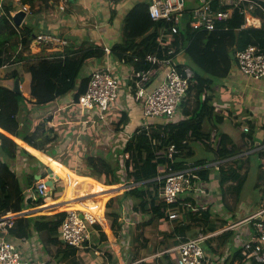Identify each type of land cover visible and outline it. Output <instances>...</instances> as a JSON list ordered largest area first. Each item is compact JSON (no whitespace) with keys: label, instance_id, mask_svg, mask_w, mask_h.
I'll list each match as a JSON object with an SVG mask.
<instances>
[{"label":"trees","instance_id":"trees-1","mask_svg":"<svg viewBox=\"0 0 264 264\" xmlns=\"http://www.w3.org/2000/svg\"><path fill=\"white\" fill-rule=\"evenodd\" d=\"M51 1L30 0V4L34 7L35 3L39 2L40 5L47 6ZM113 1L119 3L122 0ZM152 2H137L129 9L123 20L121 41L109 48L111 59L114 62H119L124 57L138 59V64L143 65L144 57L148 53L161 55L167 47L175 48L176 52L184 50L185 63L191 67L194 76L189 82L188 91L181 104L180 116L173 121L165 118L152 121L150 126L155 128L154 132L145 130L135 135L124 144L117 145L116 152L110 150L102 154L100 151L91 150L90 147V150H87L82 157L73 158L70 162L65 160L62 164L76 172L74 164L78 163L83 169L80 175L92 177L104 184L135 183V187L109 199L105 206L106 218L108 221L112 218L114 224L110 226L117 232L119 216L123 208L128 212L133 208L132 210L136 211L143 220L149 213H152L159 222L168 220L166 204L160 197V182L156 179L160 174L159 162L168 163L176 170L187 168L188 161L196 156V151L191 147L192 143H205L207 146L204 151L207 153L206 156L194 158L196 166L205 165L212 160H229L222 166L218 178L221 201L226 213L219 215L209 209L192 210L185 204L193 201L189 198L185 199L182 205L171 207L170 211H178L181 217L173 220L172 229L161 232L164 239L162 243L168 249L200 232L206 234L217 232L230 222L234 223L242 217L234 211L239 208L241 202V194L250 166L246 164L250 163L251 155L243 156V151L231 136L217 131L219 125L224 122V118L214 113L206 95L214 92V84H212L214 79L222 80L229 76L233 63L236 61V58L234 60L231 58V53L235 56L237 52L251 45L264 47V11L256 8L253 12V16L262 20L261 27H247L241 30L235 29L239 23L237 16H233L230 20L219 21L213 31L192 29L188 20L182 19L180 23H177L179 26L177 34L166 30L165 37L170 39L171 43L169 46L162 47L160 44L162 21L151 18L149 7ZM213 4L214 7L224 10L229 7L220 5V0H214ZM16 8L10 0H5L4 14L0 18V127L33 148L53 157L55 153L48 150V146L59 138L60 133L73 138L74 129L65 125L56 133L49 121L41 122L31 132L34 138H30L29 133L24 134L22 130L20 100L25 99L29 104L45 106L73 93V101L77 103L89 83V77L81 76L83 67L88 61L102 60L106 56V50L102 46L86 42L78 48L68 46L61 52L47 53L45 51L47 46L39 54H34L31 51V44L36 37V30L29 23H23L21 27L12 24L11 12ZM184 9L186 13L190 10L188 6H184ZM24 73L27 75L26 85L22 78ZM16 79L23 84L21 94L14 90ZM25 94H28V97ZM129 121L127 112H124L120 121L114 125L122 128ZM209 121L211 126L207 131L205 126ZM248 134L251 137V133ZM171 145L181 151L179 156H174L172 159L168 157L167 151ZM262 145H264V139L260 146ZM19 149L24 155L33 158L28 151L20 148L14 140L0 132V215L21 213L26 208H34L58 198L56 191H53L48 197H36L30 202L19 178L10 171L6 163L16 158ZM127 154L128 158H126ZM171 162L173 164H170ZM129 166L133 167L132 171H129ZM261 166L260 164L259 167ZM165 172L167 170L162 173ZM211 172V168H203L199 170V175L209 180ZM259 174V180H263L264 175ZM46 176L45 173L43 178ZM36 185V176L32 175L28 179L27 187L35 190ZM66 216V211L48 215H21L16 218L11 230L12 238L30 239L36 235L43 243L44 251L53 257L56 264H84L79 255L80 251L65 245L58 238L59 227ZM144 225L148 223L144 222ZM233 235L234 231H225L221 236L209 238L205 242L207 254L208 252L211 255L214 252L218 253L224 248L225 241L232 244ZM221 239H224V242L221 243L219 241ZM213 243H216L219 250L213 248ZM93 244L96 247H105L108 252L111 250L105 233L98 237L94 234ZM50 246L57 248V251L53 253ZM231 255V259L225 264L252 262L242 248L232 249ZM154 263L177 264V258L164 253L156 258ZM253 264L258 263L253 262Z\"/></svg>","mask_w":264,"mask_h":264},{"label":"built area","instance_id":"built-area-1","mask_svg":"<svg viewBox=\"0 0 264 264\" xmlns=\"http://www.w3.org/2000/svg\"><path fill=\"white\" fill-rule=\"evenodd\" d=\"M17 7L16 10H23L29 15L31 13L30 0H10ZM57 3L61 10L66 8V4L75 0H52ZM214 0H199L197 6L185 12V0L181 3L179 0H153L149 7V14L153 20L162 21V33L160 44L162 47L169 46L170 39L165 37L166 30L173 34L178 33L177 23L184 16H188V22L192 29H203L213 31L217 23L222 20H230L233 12L238 10L243 14L253 16L256 8L264 11L260 5L264 0H220V5L229 6L227 9L214 7ZM5 0H0V18L4 14ZM15 11L11 12L12 24ZM248 27H261L262 20L253 16L248 21ZM15 26V25H14ZM165 37V38H164ZM45 41H57L62 45H67L66 40L54 39L52 36L38 34L33 44ZM107 62L99 67L89 76V83L86 91L80 96L76 106L83 113H95L99 121L108 126L110 123H118L122 114L127 108H132L134 104L141 110L142 123L136 128H132L128 123L122 128H114L113 136L118 143L124 144L132 137L143 131L154 132L155 128L150 126L152 121L160 118L175 120L180 115V107L189 88V82L194 76V72L186 65L182 59L183 51L176 52L175 48L167 47L162 54L148 53L144 57V64L139 65L138 59H127L124 57L117 62L116 66L110 61V49L105 48ZM110 55V58H109ZM238 69L246 76L254 79L264 78V47L261 45H251L245 50L239 51L235 55ZM112 60V59H111ZM118 65L128 66L130 72L121 74ZM157 82V84H154ZM122 94L128 99V106L118 104L115 106ZM113 125V124H112ZM245 132L249 128L244 129ZM118 144V145H119ZM202 149L206 150L205 143L199 144ZM170 159L179 156L181 151L174 145L167 148ZM259 154L264 159V145L255 148V150L245 152L246 156ZM128 154L126 158H128ZM224 160L211 161L205 165L196 166L193 162L187 163V168L176 170L174 166L168 163L159 162V176L156 178L160 182V197L166 204L168 211V220L173 221L181 217L178 211H170L173 206L183 204L185 199H192L185 204L192 210H207L213 207L216 202L214 189L210 186V180H205L199 175V170L203 168L215 167L218 172L224 166ZM142 164V162L140 163ZM170 164H173L172 162ZM129 171L133 170L132 166L128 167ZM167 170V172H164ZM47 177L38 180L35 191L38 197H48L52 189L48 186ZM64 179V178H63ZM65 180V179H64ZM65 192L62 195L61 203L66 205L69 202L82 203V208L67 209V216L59 227L58 237L67 246L77 248L79 251H90L94 255H103L105 251L97 249L93 244V235L100 236L105 233L110 246L111 252L121 254V249L125 243V236L128 234V225H132L135 220H131L126 214L127 209L122 210L119 216V229L115 233L111 228L106 215L105 204L103 209L99 207L96 200L98 195L90 192L87 188L82 187L81 182L76 180L67 182L65 180ZM121 188L129 190L135 187L133 182L119 183ZM213 198H215L213 200ZM72 199V200H70ZM70 200V201H66ZM196 202V203H195ZM45 206V205H41ZM47 208V207H45ZM127 211V212H126ZM135 212L134 210H130ZM21 213H12L0 215V264H45L41 260H30L22 252L20 244L26 245L28 238H12L11 230L15 225L17 217ZM248 224L251 228V235L242 242L243 252L258 264H264V207L246 214L238 222L230 223L223 231L233 229L236 226ZM109 229V232L107 231ZM214 233H198L179 244L165 250L164 253L174 255L177 258V264H210V256L206 252L205 242L213 237ZM119 234V236H117ZM111 236L119 242L118 248L112 244ZM121 239H120V238ZM22 244V245H23ZM163 253V254H164ZM125 264H139L138 261Z\"/></svg>","mask_w":264,"mask_h":264},{"label":"crops","instance_id":"crops-1","mask_svg":"<svg viewBox=\"0 0 264 264\" xmlns=\"http://www.w3.org/2000/svg\"><path fill=\"white\" fill-rule=\"evenodd\" d=\"M142 1H152V0H122L119 3H114L113 0H75L73 2L66 4V8L64 10H60L57 7V4L53 1H51L47 6L43 4L40 5L39 3V9H41L40 6H43L45 7L46 12L45 13L40 12L39 15L36 16L32 15L31 19L28 22L27 20L29 15H27L24 23H29L31 24V26L34 27V29L36 30V36L38 35V32L44 30V32L41 33H45V34L47 33L48 36H52L54 39L66 40L67 45H62L57 41H48L47 45L49 44V46L45 50L47 53L58 52V51L61 52L68 46L78 48L83 44H85L86 42H92L104 48L106 47L110 48L113 44L120 42L122 39L123 20L129 9H131L137 2H142ZM197 4L188 7L189 9H192L193 7L197 6ZM31 8L33 9L32 5ZM32 9H31V13H32ZM113 10L115 11V13ZM89 16L92 19L91 23H89L87 20ZM233 16L239 17L238 25L235 24L236 25L235 29L237 30L247 28L249 26L248 21L251 20V18L253 17L248 14H243L238 10H235L233 12ZM43 48L44 47L42 44L35 41L31 49L37 52H32V53L39 54ZM182 59L184 60L183 55H182ZM107 61H108L107 57H104L100 61L98 60L88 61L82 69V75H81L82 78L89 77L93 71L105 65ZM110 61L112 62L111 58ZM113 64L116 66L117 62L113 61ZM117 67H120L119 70L121 71V74L123 73L126 75L127 73L130 72V68L128 66L118 65ZM215 83H219V85H216L217 87L224 88L225 95L229 93L228 95L229 97L223 99H226L224 104L229 108H231L230 109L231 112L226 117L224 122L221 125H219L217 131H219L220 133L224 132L229 136H231V138L237 144L240 150L243 151V156H246L245 152H247L248 150L249 151L255 150V148L260 146V144L263 142L264 139V78L257 80L249 76H246L243 72H241L240 69H238L237 63L235 61L233 63L229 76L225 79L217 80ZM154 84H157V82H155ZM20 89L23 92V84H20ZM216 91L217 90H215L214 93H216ZM25 95L28 97V94ZM215 95L219 96V94H215ZM20 103H21L20 119L23 125L22 130L24 134L29 133V136L32 139L34 138V134L31 132L34 131V129L39 125V123L41 122L48 123L47 121H49L50 125L55 129L56 133L60 130V128L67 125L74 129L75 136H77L78 141H81V143L83 144L84 143L94 144L97 145L98 147L102 145V142L98 141L99 137H101L100 133H102L103 135L106 132L107 136L109 135L112 136V137L110 136L111 140L112 138L115 140V142H113L114 140L112 141L113 146L117 147L118 140H116L113 136L112 132L114 129L113 130L111 129L112 125L106 126L103 123H101L99 121V117L95 116V113L92 114L83 113L76 106V103L73 101V93L61 97L52 104L45 106L29 104L25 101V99H21ZM118 104L123 106H128V99L127 96H125V94H122L120 96L118 103L115 106L116 108H118ZM232 107H234V110H232ZM126 112L130 118L129 123L131 124L132 128H136L137 126L141 125L143 121L141 110L138 109V107H136V104H134L130 109L127 108ZM253 122H256V126L258 127L259 130L258 133L256 134H255L256 127H253ZM207 125L208 124H206L205 129L209 131L210 128L209 127L207 128ZM245 128H249V131L245 132L244 131ZM0 132L7 135L12 140H14L20 148H23L26 151H28L30 155L33 157V158H29L27 155H24L22 151L19 149L16 153L17 155L16 158L8 160L6 162L10 171L14 172L19 178L22 186L25 189L27 198L30 199V202L38 196L34 189L27 187L28 179L32 175H35L38 182L40 176H42L43 178L45 173L48 176V169H51L53 171V174L58 176V179L55 180L54 182L55 189L52 190L50 194L53 191H56V195L58 196V198H62V195L64 194L66 188L65 180L67 182L70 181L73 182L76 180L77 182L82 183V187L84 189L88 187V190L90 192H92L93 190V193L98 195L96 200L99 201L97 203L98 205H100L99 207L103 209L107 198L111 194L109 192L111 189L110 190L107 189L106 187L101 185L98 180L92 177L79 176L69 167L56 160L57 158H62L61 154L65 153L64 151L68 153L72 151V148H70L71 142L67 138L66 134L60 133L59 138L52 145L48 146V150L55 153V156L52 157L49 154L44 153L43 151L33 148L28 143L24 142L22 139L11 135L10 133L3 130L1 127H0ZM249 132L251 133V137L248 136ZM113 146H112V150H114ZM253 146L254 148H252ZM191 147L194 151H196L193 144H191ZM243 148H247V151L243 150ZM201 151L204 152L206 150L201 148ZM254 157H255L254 160L255 165H257L258 176L256 182L253 184V187L260 189V199L250 204H244L240 202L239 208L234 212L235 214H240L242 217L243 215L245 216L246 214L257 211L264 207V196H263L264 179L259 180V175H260L259 173L264 175V159L260 157L259 154L255 153L250 156V163H247L246 165H252L253 163L252 159H254ZM194 158L198 159L196 157ZM194 158L192 160H189L188 163L189 162L194 163L195 162ZM224 162H225L224 164L226 165L229 162V160H224ZM260 164L262 165L261 167H259ZM210 168L212 170L209 179L210 186L212 187V189H214L213 190L214 196L216 197V202L213 206L215 208H212L210 210L214 214L218 213L219 215L221 214L223 215L226 212L224 210L225 207L223 206L221 201L222 199L221 187L218 179L219 172L215 167H210ZM112 190H117V189H112ZM214 199L215 198H213V200ZM70 200H66V201H70ZM61 202L63 201H59L56 203L52 202L47 204L46 206L48 207L57 206L56 207L57 209L82 208L84 206L82 203H77V202H69V204L67 205ZM41 207L42 209H37ZM45 207L36 206L34 208H26L21 212V214L23 216H27L26 213L28 214L33 211L35 212V211L43 210L45 209ZM134 213L135 212H133L132 214ZM126 215L130 216L129 218L131 220L134 219L137 222H139L137 216H132L131 214H129V212H127ZM30 216H35V215H30ZM144 220H146V217ZM144 220L142 219V221ZM238 220H236V222H238ZM173 225H174L173 221L167 220L163 222L162 228L164 229L162 231L164 232L169 231V228H171V226ZM107 231L109 232L108 228ZM226 231H234V235L232 236L234 242L232 244H229L227 241H225L223 245L224 248L218 251V253L214 252V254L211 255L208 252V255L210 256L211 259L210 264L227 263V260H230L232 257L231 255L232 249L242 248V242L251 235V228L248 224H242L240 226H236L235 228ZM223 232H225L223 231V229L218 230L213 235L212 238H215L218 235L221 236ZM128 233H129V229H128ZM27 240L28 243L26 245H24L23 243H22L23 245L20 244V246L22 247V252L26 256V258L30 260L39 259L43 261L45 264H56L54 261L49 262L46 259L48 254L44 251L43 243L40 242L39 238L36 235ZM111 240L114 243V245L118 248V244H119V242H117L118 240L115 239L114 237H112ZM219 241L222 243L224 242V239H221ZM125 243L123 244L124 246L126 245ZM127 244L129 245L128 248L129 251L123 250L124 246H122L121 254L116 253V256L115 253H113V251L112 252L106 251V253L104 252L103 255H99V256L94 255V253H90V251H88V255H86L85 253L84 254L86 255L85 257L81 256L82 261L84 262L86 261L87 264H97V263L113 264L109 262L111 256H113L115 260V264H125L134 261H138L139 264H142L143 262L147 261L146 258L144 259L145 260L144 261L137 259L135 257L136 255L139 254L140 251L137 248L138 246L137 242H134L133 238H131V240L128 241ZM213 244H214L213 248L217 249L216 243ZM150 246L151 245L148 243V248H151ZM96 248L102 251L106 250L105 247H96ZM146 248L147 246L143 247L144 250ZM164 252L165 250L157 254L156 256L159 257ZM79 255H81L80 252ZM99 258H101V260ZM249 260L252 262H249L248 264H253V262H255L251 259Z\"/></svg>","mask_w":264,"mask_h":264},{"label":"rangeland","instance_id":"rangeland-1","mask_svg":"<svg viewBox=\"0 0 264 264\" xmlns=\"http://www.w3.org/2000/svg\"><path fill=\"white\" fill-rule=\"evenodd\" d=\"M196 4H197V0H185V6H194ZM57 7H58V5H57ZM40 8L41 9L39 10V2H36L35 6L32 9V13L29 14V16H28L27 22L31 19L32 15L36 16V15H39L40 12L41 13H45L46 12L45 7L40 6ZM87 20H88L89 23H91V21H92L90 16L87 18ZM41 32H44V30L41 31ZM41 32H38V34H42L44 36L47 35V33L45 34V33H41ZM40 44H42L43 47L49 46V44L47 45V42H45V41L40 42ZM31 51L32 52H37V51L32 50V49H31ZM85 68H87V67H85ZM22 78L25 80L24 84L26 85L27 84V75L24 73ZM216 81H217V79H214L213 82H212V84H214V91L217 90L216 93L209 92V95H206V97L208 98V102H210L211 108L214 111V113H217V114L221 115L224 118V120H225L226 117L231 112V110H230L231 108H229L228 106H226L224 104L226 99H223V98L229 97L228 96L229 93L227 92L228 94L225 95L224 88L217 87L216 85H219V83H215ZM215 94H219V96H216ZM221 95L222 96L225 95V96L222 97ZM232 110H234V107H232ZM114 124H116V123H110L109 124V126L112 125V127H111L112 130L117 127ZM207 124L209 125V126L207 125V128L208 127L210 128V124H211L210 121ZM253 127H256L255 128L256 129L255 134L258 133L259 130H258V127L256 126V122H253ZM100 135H101V137H99L98 141L102 142V145L99 146V147L97 145H94V144H85V143L83 144V143H81V141H78L77 136H74L73 138H68L67 137L70 140V142H71L70 143V146H71L70 148H72V151H70L69 153L64 151L65 153L61 154L62 158H57V159L55 158V159L57 161L61 162V163L64 162L65 160H68L70 162L71 160H73V158L82 157L85 154V152H87V150H90V147L92 148L91 150L94 149L93 151H100L102 154H106L110 150L116 152L117 151V147L113 146V142H115V140L113 138H112V140L110 139L111 135L107 136L106 132L103 135H102V133H100ZM192 144H193L194 148L196 149V156H195L196 158H201V157L206 156L207 153L201 151V147H200L199 144H197V143H192ZM117 145H118V143H117ZM112 146L114 147V150H112ZM252 160H253V163H252V165L249 166V171L247 173V176H246V179H245V183H244V188H243V191H242V194H241V202L244 203V204L254 203V202H256V201H258L260 199V189L256 188V187H253V184L257 180L258 171H257V165H255V162H254L255 157ZM74 166L77 169L76 173L79 176H83V175L79 174L83 170L81 165H79L78 163H75ZM99 183L101 185H103L104 187H106L107 189H109V190L111 189L109 191L111 194L107 198L105 204H107L109 199H111V198H113L115 196H118V195H122L124 192L127 191L125 188H121L120 189L119 187H121V186L119 184L113 186V185L104 184L101 181H99ZM112 189H117V190H112ZM115 191H117V192H115ZM59 200H61V198H57V199L48 201L47 203L42 204V205L46 206L47 204L52 203V202L53 203L54 202L55 203L59 202ZM46 207L47 208H45L43 210H39V211H35V212L33 211V212H30V213H28L26 215L27 216H30V215H48V214H54V213L61 212V211H67V209H69V208H65V209L64 208H58L57 209L56 208L57 206H51V207L46 206ZM132 213H133V211L129 212V214H131L132 216H137L139 222H137L135 220L133 222H137V223H133L132 225H128L129 233L125 236V238L122 237L125 240V242H126L125 243L126 245L125 246L123 245L124 246L123 250L129 251L128 250L129 245L127 244V242L130 241L131 238H133L134 242H137V245H138L137 248L140 251L139 254L136 255L135 257L137 259H140V260H144L146 258L147 261L143 262L142 264H154L155 258L158 257L156 255L161 253V252H163L164 250H166V245L164 243H162L164 241V239H163V235L161 234V232H164V231H162L164 229V228H162V223L163 222H159L158 219L156 217H154L152 213L147 214L145 221H142V218L136 213V211H135L134 214H132ZM242 215H243V213H242ZM132 220H134V219H132ZM109 221H108L109 224L111 223L110 225L113 226L114 221L112 220V218H109ZM144 222H147L148 225H144ZM173 226H171V228H169V230L172 229ZM117 232H118V230H117ZM117 232H115V233H117ZM117 236H119V234H117ZM111 239H112V236H111ZM148 243L151 245L150 246L151 248H148ZM112 244L114 245L113 242H112ZM144 246H147V248L145 250L143 249ZM49 248H50V250L53 253H55L57 251V248H55V247H51L50 246ZM80 253H81L80 256H82V257H85L86 255H88V251L87 250L80 251ZM85 253H86V255H84ZM46 259L49 262L53 261V257L50 256V255H47ZM99 259L101 260V258H99ZM109 262L115 264V260H114L113 256H111V259L109 260ZM83 263H86V261L85 262L83 261ZM97 264H99V263H97ZM100 264H102V263H100Z\"/></svg>","mask_w":264,"mask_h":264},{"label":"water","instance_id":"water-1","mask_svg":"<svg viewBox=\"0 0 264 264\" xmlns=\"http://www.w3.org/2000/svg\"><path fill=\"white\" fill-rule=\"evenodd\" d=\"M179 1H180L181 3L183 2V0H179ZM260 5H261V6L263 7V9H264V1H261V2H260ZM27 15H28L27 12H25V11H23V10H17V11L15 12L14 16H13V22H14V25H15L16 27H21L22 24L24 23V21H25ZM184 18H185V20H188V16H187V15L184 16ZM230 55H231V58L234 60V59H235L234 54L231 53ZM14 90H15L17 93H19V94L22 93V91H21V89H20V81H19V79H16L15 82H14ZM243 150L247 151V148H243ZM41 178H42V176H40V179H41ZM57 179H58V176H57V175H54V174H53V171H52L51 169H48V179L46 180V182H47L48 186H49L52 190L55 189V184H54V182H55V180H57ZM57 205H58V204H57ZM37 209H42V207H41V208H37ZM24 214H25V213H24ZM26 214H27V213H26Z\"/></svg>","mask_w":264,"mask_h":264},{"label":"bare ground","instance_id":"bare-ground-1","mask_svg":"<svg viewBox=\"0 0 264 264\" xmlns=\"http://www.w3.org/2000/svg\"><path fill=\"white\" fill-rule=\"evenodd\" d=\"M180 23V22H179ZM178 28H179V26H178ZM258 80V79H257ZM34 152V151H33Z\"/></svg>","mask_w":264,"mask_h":264},{"label":"clouds","instance_id":"clouds-1","mask_svg":"<svg viewBox=\"0 0 264 264\" xmlns=\"http://www.w3.org/2000/svg\"><path fill=\"white\" fill-rule=\"evenodd\" d=\"M57 4V3H56ZM58 5V4H57ZM59 7V6H58Z\"/></svg>","mask_w":264,"mask_h":264}]
</instances>
